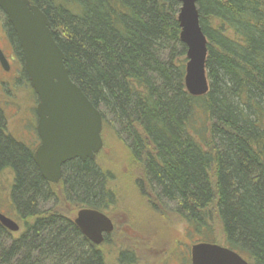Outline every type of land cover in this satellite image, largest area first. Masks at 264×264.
Here are the masks:
<instances>
[{
	"label": "trees",
	"instance_id": "obj_1",
	"mask_svg": "<svg viewBox=\"0 0 264 264\" xmlns=\"http://www.w3.org/2000/svg\"><path fill=\"white\" fill-rule=\"evenodd\" d=\"M28 1L47 17L70 80L141 163L146 196L196 244L264 264V0H197L209 80L201 97L184 87L179 0ZM2 132L0 114V171L15 173L22 231L0 226V264H105L61 209L112 200L101 168L72 161L62 183L48 185Z\"/></svg>",
	"mask_w": 264,
	"mask_h": 264
},
{
	"label": "water",
	"instance_id": "obj_2",
	"mask_svg": "<svg viewBox=\"0 0 264 264\" xmlns=\"http://www.w3.org/2000/svg\"><path fill=\"white\" fill-rule=\"evenodd\" d=\"M179 40L186 49L184 87L192 97L205 96L209 80L205 67L207 39L199 26L197 0H179ZM0 11L10 25L21 50L24 72L37 97V134L41 141L33 163L48 183L57 184L67 162L94 160L103 149L102 117L70 80L65 57L52 37L43 12L28 0H0ZM0 65L8 64L0 52ZM74 224L82 235L98 246L101 234L112 230L110 221L92 210L79 211ZM0 225L11 233L18 225L0 214ZM191 264H249L230 249L198 243L190 249Z\"/></svg>",
	"mask_w": 264,
	"mask_h": 264
},
{
	"label": "rangeland",
	"instance_id": "obj_3",
	"mask_svg": "<svg viewBox=\"0 0 264 264\" xmlns=\"http://www.w3.org/2000/svg\"><path fill=\"white\" fill-rule=\"evenodd\" d=\"M6 24L5 16L0 11V50L10 62L8 71L0 66V109L7 132L22 139L18 121L24 117L28 107L27 118L32 116L37 98L29 87L16 38L13 36L12 41L7 34ZM111 131L107 123L103 124V149L94 160V164L104 173L106 186L111 192L113 202L108 213L116 224L115 232L99 248L105 264H189L185 262L183 251L190 253L191 247L200 240L199 236L188 234L184 222L153 197L163 207L154 208L155 201L146 196L151 192L145 183L140 182L141 163L132 151L120 144L119 140H124V137L116 139L110 134ZM12 182L10 172L0 171V213L17 222L10 206ZM50 206L45 208L49 209ZM61 209L72 213L68 216L70 219L77 212L71 204H61ZM124 228H127L126 235ZM121 245L132 250L120 249ZM121 254H124L122 259Z\"/></svg>",
	"mask_w": 264,
	"mask_h": 264
},
{
	"label": "flooded vegetation",
	"instance_id": "obj_4",
	"mask_svg": "<svg viewBox=\"0 0 264 264\" xmlns=\"http://www.w3.org/2000/svg\"><path fill=\"white\" fill-rule=\"evenodd\" d=\"M15 36V35H14ZM16 38V37H15ZM17 41V40H16ZM19 47V46H18ZM0 52L3 54L4 58L6 59L7 61V64L8 65V70H9V66H10V62L8 61L7 57L5 56V54L0 50ZM1 66V65H0ZM30 87V86H29ZM32 90V89H31ZM34 93V92H33ZM35 95V94H34ZM37 98V97H36ZM36 102V103H35ZM35 105H34V108L32 110V116L30 118H27V111L29 109L26 108V114L24 115V117L20 118L21 120L18 121V124H19V127H20V130H21V133H22V139H18L16 136H14L12 133L10 132H7V129H6V122H5V118L4 116L2 115V111L0 109V114H1V117H2V127H3V136L4 137H9L15 144H17L18 146H20V148L25 152L27 153L30 158H31V161L33 163V155L35 153V151L37 150V148L40 146L41 144V141L39 139V136L37 134V122H38V118L36 116V106H37V100L34 101ZM29 119V120H28ZM95 160V159H94ZM94 160H88L90 162H93L94 163ZM74 161H79V160H74ZM72 162V161H71ZM71 162H67L66 164H64L61 168V174L63 172V169L64 167L68 164V163H71ZM85 162V161H84ZM82 162V163H84ZM34 165V163H33ZM35 166V165H34ZM36 168V166H35ZM37 172H38V169L36 168ZM2 171H8L10 172V174L12 175V178H13V182H12V185H11V188L12 186L15 184V173L13 172L12 169H9V168H3ZM39 174V172H38ZM40 176V174H39ZM40 178L48 185H54V184H51V183H48L46 182L41 176ZM62 183V177H61V180L55 184L54 186H57L59 184ZM113 199V198H112ZM10 200H11V203H10V206L12 208V211H13V215L15 217V219L18 220V215L13 207V202H12V196H11V189H10ZM113 202V201H112ZM112 202L110 201L102 210H97V209H93L90 205H75L74 208H76L77 212H76V215L71 218V222L72 224L75 226V228L79 231V233L82 235V233L80 232V230L77 228V226L74 224V221L77 217V214L79 211H82V210H92V211H97L99 213H101L102 215H104L111 223L112 225V230L111 232L109 233H103L101 234V237H102V242L101 244H99L98 246L94 245L92 242H90L88 239H86L83 235V237L85 238V241L90 245V246H93V247H98L100 248L101 246H103L106 242H107V239H109V237L115 232L116 230V224H115V221L114 219L112 218V216L108 213V211H110V205L112 204ZM1 215L5 216L6 218L12 220L13 222H15L11 217H8L7 215L3 214V213H0ZM121 220V219H120ZM18 227H19V231L17 233H11L9 231H7L5 228H3L1 225V227L7 231L9 234H12L14 236L18 235L21 231V226H20V222L19 220L17 222H15ZM125 230V235L127 233V228H124ZM122 242H124V240H122ZM120 249H125L126 251H130L132 250V248H129L127 247L126 245H121L119 246ZM181 254V253H180ZM183 254L186 256L185 258V262L186 263H189L191 264V261H190V253H187L183 251ZM122 256H124V254H121L120 257L122 259Z\"/></svg>",
	"mask_w": 264,
	"mask_h": 264
}]
</instances>
